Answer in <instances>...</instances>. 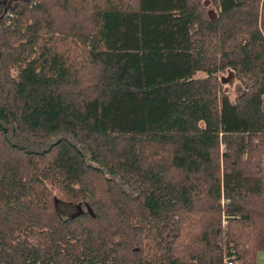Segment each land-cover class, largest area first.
<instances>
[{"label": "trees", "instance_id": "16d2710c", "mask_svg": "<svg viewBox=\"0 0 264 264\" xmlns=\"http://www.w3.org/2000/svg\"><path fill=\"white\" fill-rule=\"evenodd\" d=\"M259 254L264 0H0V264Z\"/></svg>", "mask_w": 264, "mask_h": 264}, {"label": "rangeland", "instance_id": "374dc122", "mask_svg": "<svg viewBox=\"0 0 264 264\" xmlns=\"http://www.w3.org/2000/svg\"><path fill=\"white\" fill-rule=\"evenodd\" d=\"M207 6L210 9L208 3H207ZM210 16L214 17L215 13L213 11H210ZM219 78L224 83L227 93L230 95V97L233 98L235 96L236 82L234 80L232 72L228 71L225 74L220 75Z\"/></svg>", "mask_w": 264, "mask_h": 264}, {"label": "crops", "instance_id": "0c3cea01", "mask_svg": "<svg viewBox=\"0 0 264 264\" xmlns=\"http://www.w3.org/2000/svg\"><path fill=\"white\" fill-rule=\"evenodd\" d=\"M257 264H264V255L263 254L258 255Z\"/></svg>", "mask_w": 264, "mask_h": 264}, {"label": "built area", "instance_id": "2783aa9c", "mask_svg": "<svg viewBox=\"0 0 264 264\" xmlns=\"http://www.w3.org/2000/svg\"><path fill=\"white\" fill-rule=\"evenodd\" d=\"M227 264H233L232 262H228Z\"/></svg>", "mask_w": 264, "mask_h": 264}]
</instances>
